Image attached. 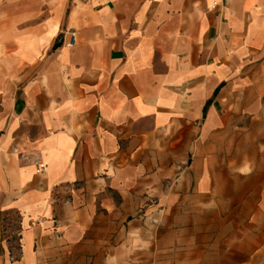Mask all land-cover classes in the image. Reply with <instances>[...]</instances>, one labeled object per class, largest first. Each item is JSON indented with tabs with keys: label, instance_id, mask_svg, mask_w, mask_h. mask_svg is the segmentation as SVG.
<instances>
[{
	"label": "crops",
	"instance_id": "crops-1",
	"mask_svg": "<svg viewBox=\"0 0 264 264\" xmlns=\"http://www.w3.org/2000/svg\"><path fill=\"white\" fill-rule=\"evenodd\" d=\"M0 27V211L20 215L0 264H94L93 241L156 264L154 203L177 200L203 203L196 264H264V0H0ZM189 224H169L180 249Z\"/></svg>",
	"mask_w": 264,
	"mask_h": 264
},
{
	"label": "rangeland",
	"instance_id": "rangeland-1",
	"mask_svg": "<svg viewBox=\"0 0 264 264\" xmlns=\"http://www.w3.org/2000/svg\"><path fill=\"white\" fill-rule=\"evenodd\" d=\"M5 27H0V33L4 32ZM9 35V34H7ZM3 35L0 36V51L4 49L5 42L1 40ZM4 70L2 63L0 61V88L7 87L5 80ZM243 124V123H242ZM247 124V123H246ZM194 145V143H193ZM173 161L182 160L188 164L187 170H181L179 168L172 169L171 175L166 176V180H170L173 189V193L179 194L180 186L178 185L180 177L188 178V194H195L196 192V178L199 171L194 167L196 161L195 155L188 153L184 155H172ZM157 162L163 161L164 158H167L164 154H156ZM162 174L167 171L163 169L160 170ZM184 174V176L182 175ZM235 171L227 169V165H224L219 171V182H220V193L229 194L234 193V179ZM211 178L212 171H209L208 174L204 176V189L205 192H210L211 190ZM231 182H230V181ZM167 184V183H166ZM207 184V185H206ZM178 185V186H175ZM176 187V188H175ZM232 191V192H231ZM183 192V191H182ZM203 203L196 201L180 202V201H156L154 203V208L159 216L156 218V227H157V249H156V264H196V253H202L204 251L195 250L191 248L194 243L201 239L202 235L196 232L195 226V216L196 209L199 207L201 209ZM169 211L173 212L169 214ZM180 211H187L189 217V249L184 250L180 249L176 240H173V232L178 229V225H169L172 221V216L178 215ZM168 212V213H166ZM170 216V217H169ZM1 219V235L2 239L7 241L9 244L10 256L13 260L19 258V245H18V232L20 229V215L16 209H9L0 211ZM103 245V243H98L97 241L92 242L93 249L90 251V254L86 253V256L95 258L94 264H104V251L99 249L98 246ZM222 252V251H221ZM201 255V254H200Z\"/></svg>",
	"mask_w": 264,
	"mask_h": 264
},
{
	"label": "trees",
	"instance_id": "trees-1",
	"mask_svg": "<svg viewBox=\"0 0 264 264\" xmlns=\"http://www.w3.org/2000/svg\"><path fill=\"white\" fill-rule=\"evenodd\" d=\"M4 252L2 246L0 245V255Z\"/></svg>",
	"mask_w": 264,
	"mask_h": 264
},
{
	"label": "built area",
	"instance_id": "built-area-1",
	"mask_svg": "<svg viewBox=\"0 0 264 264\" xmlns=\"http://www.w3.org/2000/svg\"><path fill=\"white\" fill-rule=\"evenodd\" d=\"M71 36H74V33H71Z\"/></svg>",
	"mask_w": 264,
	"mask_h": 264
}]
</instances>
